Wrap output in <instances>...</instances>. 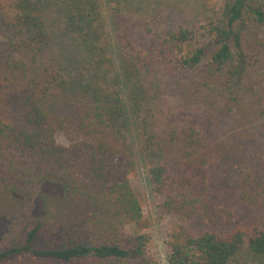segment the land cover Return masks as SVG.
I'll list each match as a JSON object with an SVG mask.
<instances>
[{
  "label": "trees",
  "instance_id": "obj_1",
  "mask_svg": "<svg viewBox=\"0 0 264 264\" xmlns=\"http://www.w3.org/2000/svg\"><path fill=\"white\" fill-rule=\"evenodd\" d=\"M207 1H198L193 20L184 25L161 15L130 21L122 0H70L64 2L65 29L89 52L94 72L88 69L87 81L101 73L111 43L126 80L170 68L188 75L175 93L179 114L192 111L201 121L172 120L158 128L148 122L138 130L142 151L158 156L149 169L157 209L175 222L167 264H264V226L233 224L231 212L211 198V148L204 134L217 114L264 117V38L252 32L264 31V0H215L211 8ZM102 2L110 5L112 36ZM34 5L16 3L15 16L3 23L9 44L6 56L0 55V241L6 244L0 264L21 257H134L154 264L146 256L149 235L139 232L143 212L131 184L134 160L123 100L87 82L72 119L56 112L53 96L66 79L49 57V32ZM146 90H139L137 103ZM253 171L263 184L264 150L254 155ZM126 226L133 231L123 234ZM43 232L71 244L39 248L35 242Z\"/></svg>",
  "mask_w": 264,
  "mask_h": 264
},
{
  "label": "rangeland",
  "instance_id": "obj_2",
  "mask_svg": "<svg viewBox=\"0 0 264 264\" xmlns=\"http://www.w3.org/2000/svg\"><path fill=\"white\" fill-rule=\"evenodd\" d=\"M35 4L36 14L49 32V57L55 58L64 74L66 85L55 92L53 107L62 117L72 119L79 107L77 100L79 93L88 83H96L107 92H118L125 106L126 121L124 130L127 143L134 160V173L131 184L140 199L143 221L140 233L149 235L146 256L151 258L154 264H167L169 254V233L175 225L173 219L164 216L157 209L158 197L153 192L149 169L157 163L158 156L144 153L141 149V139L138 130L145 123L151 122L153 126H163L169 121L183 122L197 117L200 114H192L187 111L179 114L180 103L175 93L181 86L180 81H189L188 75L177 71L175 68L163 69V73L143 74L136 81L126 80L119 67V54L114 44L107 47L104 52L105 66L94 80L87 81V71L94 72L93 66H89L86 46L83 47L81 39L73 32L65 29V5L70 0H27ZM105 1V0H104ZM199 0H122L124 15L135 21L138 18H150L161 15L165 20L174 23L189 24L194 18L195 9L201 2ZM26 0H0V55L6 56L8 31L4 28L15 16L16 3ZM207 6L215 5V0H208ZM159 8V14L156 8ZM101 14L106 23V32L112 36L111 13L108 2H102ZM4 23V25H3ZM257 37L264 38V31L253 29ZM88 54V55H87ZM5 57L0 58V66ZM91 65V64H90ZM139 80L137 81V79ZM146 99L137 103L139 90H143ZM86 89V88H85ZM87 92V91H86ZM140 113L134 110L135 104ZM192 110V109H191ZM173 114V115H172ZM198 115V116H196ZM218 120L213 116L211 126L204 127L207 144L211 148L209 175L211 181V198L213 201L226 207L231 216L229 220L233 224L256 223L264 226V183L256 182L253 171V157L255 154H263L264 150V117H258L251 113L239 115L235 112L228 116L217 114ZM139 116V119L137 117ZM220 118V119H219ZM60 143L65 142V133L58 136ZM209 149V148H208ZM89 212H86V214ZM99 217L101 216L100 213ZM98 218L97 215L95 216ZM123 234L133 231L132 226H126ZM3 234V224L0 223V236ZM0 248L6 244L1 243ZM93 242H98L97 238ZM71 244L70 239H64L57 233L43 232L37 238L35 245L39 248L62 247ZM5 264H139L136 258L130 260H105L74 259L71 262H61L53 259H39L21 257L8 261Z\"/></svg>",
  "mask_w": 264,
  "mask_h": 264
}]
</instances>
